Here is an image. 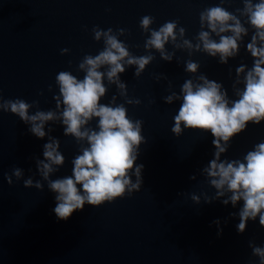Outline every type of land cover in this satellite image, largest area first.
Wrapping results in <instances>:
<instances>
[{
    "label": "water",
    "instance_id": "obj_1",
    "mask_svg": "<svg viewBox=\"0 0 264 264\" xmlns=\"http://www.w3.org/2000/svg\"><path fill=\"white\" fill-rule=\"evenodd\" d=\"M214 6L236 13L244 4L243 0L224 4L221 0H0V96L30 104L37 101L38 107L30 108V114L52 110L59 115L62 111L54 99L59 95L56 76L68 71L83 79L79 63L85 55L95 56L104 47L103 37L94 39V27L114 32L124 29L119 39L129 46L132 56L154 57L139 76L136 65L125 63L119 76L127 97L105 76L107 91L101 98V103L109 104L115 96L116 104H125L130 119L142 121L145 142L135 162L144 165L140 191L99 207L85 205L66 221L53 211L55 194L40 176L37 161L45 159L43 146L49 138L57 139L65 162L53 166L57 171L50 178L71 176L72 161L82 154L87 141L65 135L60 120L47 122L46 136L37 138L29 131L30 124L0 109V264H259L249 247L250 242L264 247V228L258 218L239 233L236 226L242 201L236 207L231 203L225 206L221 199L227 198L226 193L204 203V194L213 197L217 191L203 173L214 158L213 136L191 129H184L179 136L171 131L186 80L202 83L199 76L204 75L221 83L235 100L232 85L236 69L242 64L246 71L253 66L246 45L254 30L239 14L249 28L243 43L238 41L239 54L221 64L219 54L211 57L203 51L198 39L199 17ZM145 15L154 18L150 25L154 30L165 22L178 21L175 43L182 46L176 47L171 40L165 44L171 60L163 59L155 48L144 47L150 37V32L140 27ZM179 27L186 30L183 37ZM203 30H208L206 25ZM211 38L219 41L214 33ZM184 39L191 42V49L183 46ZM196 44H201V50L195 49ZM65 48L69 52L62 55ZM187 61L199 64L195 73L186 71ZM237 87L243 89L244 85ZM173 93L180 99L167 103L165 98ZM127 98L141 103L126 104ZM97 124L98 118H93L87 127L96 128ZM260 142H264V121L249 123L232 139L221 160H242ZM14 168L22 169L23 176L20 180L13 176L9 185L6 176ZM193 175L195 179H190ZM29 177L34 183L40 180L43 190L25 188L24 180ZM132 179L135 182L134 176ZM193 194L200 196L199 204L191 199ZM215 220L221 221L222 234L218 235Z\"/></svg>",
    "mask_w": 264,
    "mask_h": 264
},
{
    "label": "clouds",
    "instance_id": "obj_2",
    "mask_svg": "<svg viewBox=\"0 0 264 264\" xmlns=\"http://www.w3.org/2000/svg\"><path fill=\"white\" fill-rule=\"evenodd\" d=\"M230 0H221V4ZM244 7L236 9V13L229 12L222 6H214L200 13L201 31L198 34L202 42V49L211 57L219 54V63L227 64L229 58L239 54L243 37L249 34V28L242 23L239 16L247 18V24L254 30L251 40L246 45L247 52L253 58L252 68L241 65L236 69L237 79L232 85L237 99L229 98L227 90L221 83L209 80L206 76H199L202 83H194L191 79L182 86V103L178 114L174 116V126L171 131L179 136L184 129L210 132L213 136L212 144L214 158L203 169L209 185L217 191L215 196L204 194V203H212L221 199L227 206L229 203L236 207L241 201L236 226L239 233H244L248 222H259L264 228V142L256 144L253 150L247 152L243 159L221 160V154L226 153L232 139L244 132L249 123L259 125L264 121V0H243ZM239 14V16L237 15ZM154 18L145 15L141 18L140 27L144 32H150L145 48H155L161 52V57L171 60V54L166 53L165 44L171 40L176 47L178 21L165 22L158 30L150 28ZM205 25L208 30H203ZM179 35L183 37L185 28L179 27ZM94 39L100 41L103 37V50L95 56L85 55L78 65V71L84 72L83 79H78L71 72L61 71L56 76L59 95L54 97L57 112L37 110L33 114L29 109L38 102L31 104L23 99L3 100L0 96V109L11 112L20 120L30 124L29 131L37 138L46 136L45 124L49 121L60 120L65 126L64 134L73 136L77 141H87V147L81 149L73 161L72 175L58 179H51L50 174L57 171L55 166L65 162L64 155L58 149L60 142L49 138L43 148L45 159L37 161L40 176L47 181L49 191L55 194L56 206L54 213L59 220H68L77 210H83L85 205L93 207L112 203L119 198L131 196L139 192L143 185V164H136L140 154V145L145 142L142 136V121L128 117L125 104H116L115 96L109 104L101 103L107 88L105 76L109 84H116L120 95L127 97L126 85L120 81V73L127 65H136V75L145 69L152 60V55L132 56L129 46L120 41L119 36L125 34L124 29L114 32L99 27L92 29ZM214 33L219 37L217 42L211 38ZM225 33H232L225 35ZM183 46L191 49L193 45L187 39ZM201 50V44L195 45ZM69 49H62L61 54ZM105 70H101V69ZM199 64L186 62V71L195 73ZM243 74L242 80L240 79ZM243 84L241 89L237 85ZM51 90V86L49 88ZM180 99L175 93L166 97V102ZM126 104H139L138 99L125 100ZM114 105V106H113ZM93 118H98L96 128L87 127ZM183 126V127H182ZM98 129V130H97ZM47 161V162H46ZM13 176L20 180L23 171L14 168L6 179L9 185L13 183ZM135 177L133 182L132 177ZM190 179H195V175ZM25 188L35 187L43 190L40 180L33 181L31 177L24 180ZM191 199L199 204L200 196L193 194ZM236 216L237 213H231ZM213 223L217 226L218 235L222 234L220 220ZM254 256L259 258V264H264V247L249 243Z\"/></svg>",
    "mask_w": 264,
    "mask_h": 264
}]
</instances>
